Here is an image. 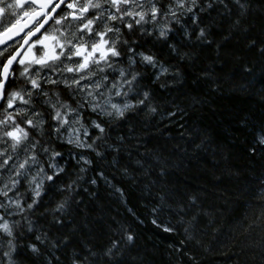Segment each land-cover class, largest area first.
<instances>
[{"label":"trees","instance_id":"16d2710c","mask_svg":"<svg viewBox=\"0 0 264 264\" xmlns=\"http://www.w3.org/2000/svg\"><path fill=\"white\" fill-rule=\"evenodd\" d=\"M208 3L213 7L208 8ZM241 3L247 4L243 16L234 0H200L205 11L200 6L194 9L199 21L193 23V14L183 13L180 24L172 23L174 31L167 41H159L155 33L147 35V31L128 33L121 26L127 32L121 39L127 37L137 53L155 55L157 66L168 71L161 74L160 68L142 64L138 55L136 65L129 68L127 55L132 53L113 58L108 73L117 82L120 68L142 74L135 92L113 100L135 103L143 98L138 96L142 91H149L150 97L123 120L82 108V123L92 137L99 133L91 121L106 128L104 139L95 141L103 157L68 144L48 125L43 135L39 129L32 132L30 138L39 141L36 151L46 171L51 174L48 155L40 152L41 147L62 153L55 162L65 171L55 188L45 182L39 205L23 214L32 221V232H27L22 216L10 217L21 220L17 231L24 233L16 240L22 245L19 264H47L48 260L71 264L73 252L81 257L90 251L100 253L113 240L123 241L128 232L135 236L130 256L137 257L140 264H194L190 257L195 264H260L264 251V200L260 199L264 145L258 144V138L264 135V0ZM199 28H205L206 40L196 38ZM44 90L53 103L57 99L54 93L60 92L62 101L81 107L75 87L48 84ZM45 99L34 94V110L54 125ZM151 107L157 111L150 112ZM252 147L257 149L255 153L250 151ZM82 155L93 163L85 164ZM162 166L164 175L160 174ZM81 168L87 171L81 172ZM28 179L30 176L21 178L9 196L19 195L30 203ZM72 181L76 183L71 192L60 190ZM193 196L195 203L190 200ZM65 197H69L68 207L54 212ZM165 227L174 231L166 232ZM186 227L194 239L186 240ZM45 233L48 241L40 244L35 237ZM53 241L57 247H52ZM30 243H37L43 255L34 257L27 247Z\"/></svg>","mask_w":264,"mask_h":264},{"label":"snow or ice","instance_id":"6c2138e0","mask_svg":"<svg viewBox=\"0 0 264 264\" xmlns=\"http://www.w3.org/2000/svg\"><path fill=\"white\" fill-rule=\"evenodd\" d=\"M234 2L240 9V15L243 16L247 11V4L241 3V0H234ZM197 6H200L201 12L205 11V8L200 5V0H168V3H163L162 0H0V46L7 45L9 41L23 33L22 44L14 47L11 52H7V48L0 51V145H4L0 150V158H2L0 170L7 169L10 161H15L11 165L14 175H9L7 182L0 187V195L8 201L7 204L0 203V210H4L0 212V264H19L18 248L22 245H18L16 240L18 235L22 236L24 233L17 231L21 227V220H13L10 217L22 216L27 223V232H32V221L23 214L39 205L45 192V182H51L48 187L55 188L61 174L65 171L63 166L55 162V158L62 153L50 150L48 147H41L40 152L48 155L47 168L51 170V174L46 171L40 159V153L36 151L39 141L30 139L32 132L39 129L40 135H43V128L48 125L53 133L59 134L62 130H67L65 126L70 123L81 124L84 119L78 107H72L68 101L61 100L60 92L54 93L57 99L53 103L49 92L44 90V85L63 84L66 89H72L75 86L81 92H86L85 103L89 105L92 112L113 117L116 120L125 119L129 111H134L145 104L150 97V92L138 93V96L143 98H137L135 103L128 102L127 99L123 102H115L113 90L116 97L126 98L128 93L136 91L134 85L142 74L120 68L119 82L113 79L111 87L105 93L100 92L99 89L104 88L105 82L109 80L105 74L106 67H112L113 58H120L128 53H132L127 55L129 68L136 65V55L139 56L142 64L154 68L159 62L155 55L145 52L137 53L127 38L121 39L123 30L116 26V22L123 25V29L129 33H134L138 29L146 32L144 25H152L153 31L156 32V39L167 41L169 34L174 31L172 23L180 24V16L184 12L193 14V23L199 21V16L194 12ZM207 7H213L212 3H208ZM161 17L164 18L163 22L160 20ZM236 23L239 24L240 21L237 20ZM30 24L31 27H29ZM46 26H50L52 30L49 31ZM147 35H152V32H147ZM185 35L190 36L191 33L185 32ZM196 38L207 39L205 28H199ZM121 44L124 46L123 50L118 47ZM170 47L176 51L175 45ZM37 52L40 54L38 55ZM14 65L22 69L18 73L19 77L23 78L22 84L16 81L17 73L13 70ZM59 65L63 67L60 68ZM44 71L72 73L73 77L71 81L67 78L55 80L51 75L42 76ZM167 71V68H161V74ZM98 74L100 79L94 84H82V81H89ZM10 80L17 83L18 87L12 88L9 84ZM34 94L43 95L46 98L43 103L52 109L50 119L56 122L54 125L49 124L47 120L33 119L42 115L40 112L31 111L34 108ZM30 111L31 116H29ZM149 111L155 113L157 109L151 107ZM70 115H74L75 119L70 121ZM91 127L99 133L92 137L87 129L84 130V137L91 139V143L80 136L75 139L69 137L67 143L76 148L92 150L97 157H103L104 153L96 150L95 141L104 139L103 134L106 128L96 120L91 121ZM73 132H79V129L74 128ZM258 144L264 145V135L258 138ZM9 148L17 156L19 152H23V158L16 159L9 153ZM256 150L255 147L250 148L252 153ZM116 151L118 152L119 149ZM156 159L159 160L158 157ZM80 160L88 165L93 163L91 159L83 155L80 156ZM113 162L115 163V159ZM136 163L142 164L139 160ZM33 166L36 167L35 174L31 173ZM80 171L85 172L87 169L81 168ZM160 174H165L163 166ZM100 175L103 176V172ZM29 176L27 183L30 186L31 202L26 203L19 195L15 198L10 197L9 192L17 188L21 178ZM75 183L72 181L60 190L71 192ZM91 183L95 184L96 181L92 180ZM260 199L264 200V191L261 192ZM68 200L69 197H65L59 201L53 211H65ZM190 200L195 203L196 197L193 196ZM180 211H183V207ZM261 217H264V211L261 212ZM55 219L57 223H60L59 218ZM192 219L196 220V217L193 216ZM164 231L172 232L174 229L165 227ZM184 231L187 234L186 240L194 239L188 227ZM35 239L40 244L48 241L46 233L43 236H36ZM134 241V234L128 232L123 241L113 240L100 253L90 251L88 256L81 257L73 252L71 264H98L100 259L104 260V264H140L137 257L130 256V246H134ZM57 246L53 241L52 247ZM27 247L34 257L39 258L43 255L37 243H30ZM89 257L94 259L90 260ZM190 259L195 264V258L190 257ZM47 264H51V261L48 260ZM260 264H264V251L260 253Z\"/></svg>","mask_w":264,"mask_h":264},{"label":"rangeland","instance_id":"374dc122","mask_svg":"<svg viewBox=\"0 0 264 264\" xmlns=\"http://www.w3.org/2000/svg\"><path fill=\"white\" fill-rule=\"evenodd\" d=\"M184 13H187V12H184ZM162 22H163V17H162ZM113 60V59H112ZM65 63H69L67 61H65ZM112 63V61H111ZM104 66V65H102ZM60 68L63 67V65H59ZM106 67V66H105ZM158 68H160V66H157ZM162 68V67H161ZM161 68L159 70H161ZM164 68V67H163ZM109 69L111 68H107L106 67V70L108 71ZM106 71L105 74H107V76L109 77V74L108 72ZM62 75H61V80L62 79H65L67 78L69 81H71L72 77H73V74L72 73H66V72H61ZM47 74H50L51 77L53 79H56V76L54 73H49L47 72ZM58 74H59V71H58ZM100 74L96 75L95 77H93L91 80L89 81H82V84L83 83H88V84H94L96 80H99L100 78ZM23 79V78H22ZM110 80H108L107 82H105V87L104 88H101L99 89L100 92H105L107 93V89L111 87V78L109 77ZM93 82V83H92ZM63 86V85H62ZM75 87V86H74ZM76 88V87H75ZM78 90V93L80 94L81 98H82V102H80V105H82V107H79V111L82 113V108L83 109H90L89 105L87 103H85V96H86V92H81L80 89L76 88ZM114 91L113 90V97L115 96L114 95ZM27 98V97H25ZM90 99V98H89ZM101 102H102V99H101ZM21 107H23L22 105H19ZM31 107V106H29ZM91 110V109H90ZM31 111H35L34 108L31 109ZM31 111L29 112V116H31ZM37 112V111H36ZM34 120H43L44 117L41 115V116H38V117H33ZM69 119L70 121L75 119V116L74 115H70L69 116ZM66 127V131L62 130L61 133L58 134V136L63 140V141H66L67 142V139L69 137H71L72 139H75L77 136H80L82 139H84V130L86 129L85 126L83 125V123L81 124H73V123H70L69 125L65 126ZM76 128V129H79V132H73V129ZM31 139V138H30ZM4 147V145H0V150H2ZM9 153L10 154H13L14 157L16 159H22L23 156H24V153L23 152H19L18 156L17 154L15 153H12V150L9 148ZM2 159V158H0ZM15 162V161H10L9 163V166L7 169H4V170H0V187L3 186L4 183L7 182V178L9 175H14V173L11 171V165L12 163ZM31 170H36V167L33 166V168ZM0 203H5V200L3 198L2 195H0ZM4 210H0V212H3Z\"/></svg>","mask_w":264,"mask_h":264},{"label":"flooded vegetation","instance_id":"af4514ba","mask_svg":"<svg viewBox=\"0 0 264 264\" xmlns=\"http://www.w3.org/2000/svg\"><path fill=\"white\" fill-rule=\"evenodd\" d=\"M164 1V2H163ZM162 2L163 3H168V0H162ZM162 18V17H161ZM161 20V22H162V19H160ZM116 26H118V27H121L122 25L119 23V22H116ZM148 26H149V28H148ZM29 27H31V24L29 25ZM47 28H48V30L49 31H51L52 30V28L50 27V26H46ZM122 28V27H121ZM148 28V30H146L147 32H152V33H156V32H154L153 31V27H152V25L150 26V25H144V29H147ZM151 30V31H150ZM25 31H27V29H25ZM23 36V33H21V36H17V37H15L12 41H9L8 42V44L7 45H5V46H0V51H2V50H4V48H7V52H11L12 51V49L14 48V47H16V46H19L20 44H22V39H21V37ZM7 54V53H6ZM37 54L39 55L40 53L39 52H37ZM13 70L17 73V76H16V81H18V82H20L21 84L23 83V79L21 78V77H19V71L20 70H22L19 66H16V65H14L13 66ZM55 74V76H56V79L55 80H61V75H62V73L59 71V74H58V71L57 72H55L54 73ZM50 74H47V71H44V72H42V76H49ZM53 79V78H52ZM9 84H10V86L12 87V88H17L18 87V84L17 83H13L11 80L9 81ZM45 85H48V84H45ZM58 85H60V86H62L63 84H58ZM16 86V87H15ZM40 96H42V95H40Z\"/></svg>","mask_w":264,"mask_h":264},{"label":"bare ground","instance_id":"6f19581e","mask_svg":"<svg viewBox=\"0 0 264 264\" xmlns=\"http://www.w3.org/2000/svg\"><path fill=\"white\" fill-rule=\"evenodd\" d=\"M164 2V1H163ZM160 19H162V18H160ZM151 26V25H150ZM153 27V26H152ZM148 28H149V26H148ZM148 28L146 29V30H148ZM139 30V29H138ZM149 31V30H148ZM151 31V30H150ZM124 32H126V30L124 31ZM123 32V33H124ZM127 33V32H126ZM129 33V32H128ZM142 34V33H141ZM153 34V33H152ZM156 34V33H155ZM129 35V34H128ZM154 35V34H153ZM126 36V35H125ZM124 36V37H125ZM127 38V37H126ZM128 39V38H127ZM158 40V39H157ZM160 41V40H159ZM153 42V40L151 41V43ZM201 42V41H200ZM155 43V42H154ZM153 43V44H154ZM157 43V42H156ZM212 44V43H211ZM157 45V44H156ZM120 46H122V45H120ZM120 46H118V47H120ZM124 47V46H123ZM151 47H153V46H151ZM135 48V47H134ZM139 48V47H138ZM154 49V48H153ZM136 50V49H135ZM172 52V51H171ZM154 53V52H153ZM155 54V53H154ZM130 55V54H129ZM166 56V55H165ZM135 57H137V56H135ZM123 58V57H122ZM171 58V57H170ZM166 59V58H165ZM114 60V59H113ZM119 60V59H118ZM118 60H117V62H118ZM162 60V59H161ZM126 60H124V62H125ZM113 63H115V62H113ZM120 63V62H119ZM116 64V63H115ZM127 64V63H126ZM159 64V63H158ZM119 65V64H118ZM123 65V64H122ZM125 65V64H124ZM113 66V65H112ZM115 66V65H114ZM135 66V65H134ZM116 67V66H115ZM125 67V66H124ZM133 67V66H132ZM161 67H164V66H162L161 65ZM125 69H126V67H125ZM157 69V68H156ZM107 71V70H106ZM116 71H118V70H116ZM158 71V70H157ZM108 72V71H107ZM115 74H116V72H114ZM114 73H113V75H114ZM109 74V73H108ZM107 75V74H106ZM110 75V74H109ZM152 75H154V74H152ZM112 77V76H111ZM100 78V77H99ZM112 79V78H111ZM110 80V79H109ZM113 80V79H112ZM93 83V82H92ZM72 91V90H71ZM75 91V90H74ZM78 91V90H77ZM76 94V93H75ZM37 96V95H36ZM50 118V117H49ZM256 132H257V130H256ZM156 160V159H155ZM160 172V171H159ZM143 206V205H142Z\"/></svg>","mask_w":264,"mask_h":264}]
</instances>
